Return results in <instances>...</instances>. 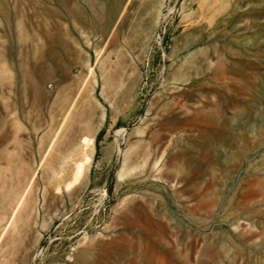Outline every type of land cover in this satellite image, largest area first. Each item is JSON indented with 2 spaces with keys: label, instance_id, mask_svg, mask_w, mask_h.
<instances>
[{
  "label": "rangeland",
  "instance_id": "374dc122",
  "mask_svg": "<svg viewBox=\"0 0 264 264\" xmlns=\"http://www.w3.org/2000/svg\"><path fill=\"white\" fill-rule=\"evenodd\" d=\"M116 6L0 0V264H264V0Z\"/></svg>",
  "mask_w": 264,
  "mask_h": 264
},
{
  "label": "bare ground",
  "instance_id": "6f19581e",
  "mask_svg": "<svg viewBox=\"0 0 264 264\" xmlns=\"http://www.w3.org/2000/svg\"><path fill=\"white\" fill-rule=\"evenodd\" d=\"M214 1H218V0H214ZM220 1L225 2L226 0H220ZM87 2H88L89 6L92 10L94 22L96 24H98V30L106 32L110 27L111 17L117 11L116 5H118V3H120V2H122V0H111L110 5L108 4V2L106 0H87ZM160 17H161V14H160V7H159L155 18L157 20L159 19V21H161ZM75 103H76V99L72 102V104H70V108L68 109L67 113L65 114V119L68 118V116H69L73 106L75 105ZM7 138H8L7 135L5 137L0 138V145L3 146L4 142L7 141ZM84 168H85V164H84ZM133 169H134V166H132V165L131 166H127V165L125 166L124 165V171H120V177L124 176L126 173L130 172ZM60 172H62L61 169L57 173H60ZM1 175H3V174H1ZM1 179H3V178H1ZM1 179H0V182H1ZM1 183H0V186L2 189L7 188V186L11 187V189H12L11 191L13 192L14 197L11 200V204L13 205V208L11 210V214H10L6 224L4 225L3 229L1 230L0 238L6 233L7 228H10L11 224H13V222L17 219L19 213L21 212V210L24 206L26 196H27L26 194L29 193L31 185L33 184V179L32 178L30 179V181L28 182V184L26 185L25 189L22 192H19L17 190L18 183H16L15 181L14 182H8V180H6V176H4V181H2ZM2 197H4V195H2Z\"/></svg>",
  "mask_w": 264,
  "mask_h": 264
}]
</instances>
